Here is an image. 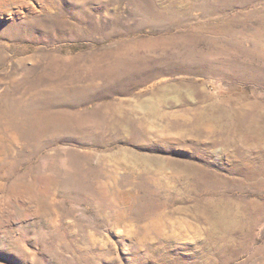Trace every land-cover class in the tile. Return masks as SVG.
Instances as JSON below:
<instances>
[{"label": "rangeland", "instance_id": "374dc122", "mask_svg": "<svg viewBox=\"0 0 264 264\" xmlns=\"http://www.w3.org/2000/svg\"><path fill=\"white\" fill-rule=\"evenodd\" d=\"M0 264H264V0H0Z\"/></svg>", "mask_w": 264, "mask_h": 264}]
</instances>
